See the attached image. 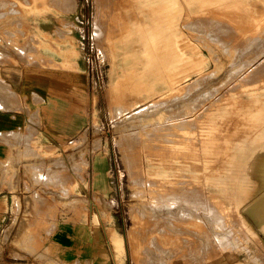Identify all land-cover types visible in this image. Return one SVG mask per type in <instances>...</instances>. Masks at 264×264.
<instances>
[{
  "label": "rangeland",
  "instance_id": "374dc122",
  "mask_svg": "<svg viewBox=\"0 0 264 264\" xmlns=\"http://www.w3.org/2000/svg\"><path fill=\"white\" fill-rule=\"evenodd\" d=\"M142 1L107 0L103 18L98 0H0L16 27L32 29L10 33L9 44L16 48L24 37L31 46L19 52L79 60L94 77L88 128L62 149H32L25 164L16 158L32 170L31 188L40 186L29 208L15 210L22 222L9 249L0 245V264H64L49 256L45 240L60 216L77 209L121 219L128 264H207L212 257L204 253L216 248L223 260L248 257V205L256 194L264 199V167L255 166L264 156L255 161L247 153L253 123L264 120V95H255L264 91V0ZM143 12L158 23L153 53L148 27L137 26ZM99 18L106 27L97 35ZM46 27H55L53 35L37 31ZM158 51L169 56L165 62ZM100 161L106 190L93 182ZM262 251L249 259L264 264Z\"/></svg>",
  "mask_w": 264,
  "mask_h": 264
},
{
  "label": "crops",
  "instance_id": "0c3cea01",
  "mask_svg": "<svg viewBox=\"0 0 264 264\" xmlns=\"http://www.w3.org/2000/svg\"><path fill=\"white\" fill-rule=\"evenodd\" d=\"M8 13V5L0 4V245L7 249L16 236L15 224L22 222L15 210L29 208L31 193L40 186L31 188L32 170L17 166L16 158L25 164L32 149L34 152L46 147L62 149L65 143L77 139L89 126V110L85 106L94 87V77L88 69L80 70L79 60L63 61L50 54L43 60L21 53L18 49L31 46L24 37L16 40V48L9 44L10 33L32 29L16 27ZM50 17L55 20L53 13ZM54 28L37 31L53 35ZM255 95H264V91ZM252 127V133L248 134V145L252 146L247 153L250 159L257 160L264 156V120L255 121ZM97 165L93 182L106 190L105 166L101 161ZM69 175L78 177L73 170ZM76 185L79 186L78 180ZM89 190H93L89 184L87 188L82 184V191ZM256 196L250 200L253 204L248 205L246 216L253 230L248 233V257L237 253L223 260L216 248L204 253L212 257L210 264H255L249 255L258 256L264 250V199L255 200ZM78 212L79 209L77 215L73 211L58 218L45 240L49 256L64 264H128L121 219L117 216L109 219L91 211L87 215ZM260 215L262 219L258 218Z\"/></svg>",
  "mask_w": 264,
  "mask_h": 264
},
{
  "label": "bare ground",
  "instance_id": "6f19581e",
  "mask_svg": "<svg viewBox=\"0 0 264 264\" xmlns=\"http://www.w3.org/2000/svg\"><path fill=\"white\" fill-rule=\"evenodd\" d=\"M51 1H52V0H51ZM60 1H61V0H60ZM71 1H72V0H71ZM103 1H104V0H98L99 16H101V15L103 14V13H102V10H103V7H105V4H104V3H105L107 0H106L104 3H103ZM109 1H110V0H109ZM126 1H127V0H126ZM210 1H211V0H210ZM29 2H30V1H29ZM56 2H57V1H56ZM113 2H114V0H113ZM113 2H111V6H112V3H113ZM123 2H124V0H123ZM150 2H151L150 0H143V1L141 2V4H142L143 6H147V5L150 4ZM212 2H213V1H212ZM212 2H211V3H212ZM66 3H67V2H66ZM70 3H71V2H70ZM108 3H109V2H108ZM121 3H122V1H121ZM125 3H126V2H125ZM215 3H216V2H215ZM217 3H218V2H217ZM217 3H216V4H217ZM220 3H221V2H220ZM72 4H73V3H72ZM103 4H104V6H103ZM231 4H232V3H231ZM2 5H3V4H2ZM61 5H63V4H61ZM107 5H108V4H107ZM109 5H110V4H109ZM210 5H211V4H210ZM227 5H228V4H227ZM227 5H225V6L228 7ZM72 6H73V5H72ZM221 6H222V5H221ZM225 6H224V7H225ZM258 6H259V5H258ZM3 7H4V6H3ZM70 7H71V5H70ZM222 7H223V6H222ZM232 7H234V5H233ZM67 8H69V7H67ZM71 8H72V7H71ZM106 8H110V7H106ZM115 8H116V7H115ZM115 8L113 7V9H115ZM234 8H235V7H234ZM62 9H63V6H62ZM65 9H66V7H65ZM66 10H67V9H66ZM69 10H70V8H69ZM110 10H111V9H110ZM141 10H143V7H140V8H139V13H140ZM226 10H227V8H225V11H226ZM111 11H112V10H111ZM213 11H214V10H213ZM106 12H107V9H106ZM113 12H114V11H113ZM113 12H112V13H113ZM115 12H116V11H115ZM233 12H234V11H233ZM108 13H111V12L109 11ZM104 15H106V14H104ZM108 15H109V14H108ZM114 15H117V14H114ZM114 15H113V16H114ZM141 15H142L143 17H142L141 19H138V20H137V26H138V27H148V31L145 32L144 40H146V42H147V45H148V48H149L150 53H153V52L156 50V48H158V47H157L158 45H153V39L156 37V34H155V37H153V31H152L153 29H152V27H157V26H158V25H157L158 23L156 24V18H155V16H154L153 14H146V13L143 12V13H141ZM102 16H103V15H102ZM240 16H241V15H240ZM104 17H105V16H103V18H104ZM110 17H112V16H110ZM115 17H116V16H114V17H112V18H115ZM195 17H196V16H195ZM101 18H102V17H101ZM103 18H102V19H103ZM106 18H107V16H106ZM106 18H105V19H106ZM201 18H202V17H201ZM105 19H104V20H105ZM109 19H110V18H109ZM118 19H119V18H118ZM110 20H111V19H110ZM116 20H117V19H116ZM158 20H160V19H158ZM193 20H194V18H193ZM197 20H199V19H197ZM101 21H102V20H101ZM101 21H100V18H99L98 24H97V26H96L97 28L94 29V30H95L94 33L97 34V35H98V32L100 31V29L106 27V25H105L104 27L101 26ZM105 21H106V20H105ZM107 21H108V18H107ZM225 21H228V20H225ZM119 22H120V21H119ZM199 22H200V21H199ZM199 22H198V23H199ZM110 23H113V22L110 21ZM110 23H107V24H110ZM162 23H163V22H162ZM194 23H195V22H194ZM119 24H120V23H119ZM159 24L161 25V22H160ZM221 24H222V23H221ZM228 24H229V23H228ZM233 24H234V23H233ZM103 25H104V24H103ZM110 25H111V24H110ZM114 25H115V24H114ZM114 25L112 24L111 27L114 26ZM121 25H123V24H121ZM208 25H209V23H208ZM124 26H125V25H124ZM233 26H234V25H233ZM233 26H232V27H233ZM92 27H93V26H92ZM94 27H95V26H94ZM101 27H102V28H101ZM111 27H110V28H111ZM164 27H165V26H164ZM108 28H109V27H108ZM112 28H113V27H112ZM125 28H126V27H125ZM160 28H162V27H160ZM229 29H230V28H229ZM235 29H236V28H235ZM104 30H105V28H104ZM108 30H109V29H107V31H108ZM111 30H112V29H111ZM113 30H114V29H113ZM113 30H112V31H113ZM123 30H124V29H123ZM125 30H126V29H125ZM145 30H146V29H145ZM109 31H110V30H109ZM114 31H115V30H114ZM165 31H166V30H165ZM116 32H117V31H116ZM120 32H121V30H120ZM163 32H164V31H163ZM228 32H229V31H228ZM103 33H104V32H103ZM105 33H106V31H105ZM107 33L109 34V32H107ZM164 33H165V32H164ZM215 33H216V32H215ZM236 33H237V32H236ZM113 34H114V33L112 32V35H113ZM117 34H118V33H117ZM104 35H106V34H104ZM110 35H111V34H110ZM114 35H115V34H114ZM220 35H221V34H220ZM106 36H108V35H106ZM110 37H111V36H110ZM157 38H159V37H157ZM215 39H216V38H215ZM222 39H223V38H222ZM170 40H171V39H170ZM163 42H164V41H163ZM171 42H172V41H171ZM239 42H240V41H239ZM105 43H106V42H105ZM158 43H159V42H158ZM160 44H161V43H160ZM163 45H164V44H162V47H163ZM109 46H111V45L109 44ZM109 46H108V47H109ZM164 46H165V45H164ZM177 46H178V45H177ZM111 49H112V48H111ZM111 49H110V50H111ZM159 49H160V48H159ZM179 49H180V48H179ZM166 50H167V49H165V51H163L162 53L165 54V53H166ZM168 50H169V49H168ZM160 51H162V50H160ZM160 51H158V52H159L160 54H162ZM225 51H226V50H225ZM144 52H145V51H144ZM262 52H264V51H262ZM262 52H261V53H262ZM214 53H215V52H214ZM229 53H230V52H229ZM160 54H159V55H160ZM164 54H162V55H164ZM166 54L169 55L170 53H166ZM166 54H165V55H166ZM171 54H172V53H171ZM171 54H170V55H171ZM173 54H175V53H173ZM153 55H154V54H153ZM157 55H158V54H157ZM162 55H161V56H162ZM165 55L162 56V57H163V58H164V57H169L168 55H167V56H165ZM231 55H232V54H231ZM231 55H230V56H231ZM173 56H174V55H173ZM185 56H186V55H185ZM150 57H151V56H150ZM154 57H155V55H154ZM174 57H175V56H174ZM262 57H264V56H262ZM24 58H25V57H24ZM152 58H153V57H152ZM163 58L161 59V61L163 60ZM158 59H160V57H159ZM164 59H165V60H164L163 62L166 61V58H164ZM175 59H176V58H175ZM184 59H185V58H184ZM5 60H6V59H5ZM153 60H154V58H153ZM153 60H152V63H153ZM155 60H157L156 57H155ZM262 60H264V58H262ZM1 61H2V60H1ZM161 61H160V63H162ZM181 61H182V60H181ZM193 61H194V60H193ZM149 62H151V61H149ZM154 62H155V61H154ZM34 63H36V62L34 61ZM155 63H157V66H158L157 68H159L160 66L158 65V62L156 61ZM155 63H154V64H155ZM168 64H169V62H168ZM172 64H173V63H172ZM151 65H152V64H151ZM179 65H180V64H179ZM256 65H257V64H256ZM147 66H148V65H147ZM164 66H166V65H164ZM167 66H168V65H167ZM258 66H259V65H258ZM261 66H264V64H262ZM152 67H154V66H152ZM173 67H174V66H173ZM166 68H167V67H166ZM159 69H160V68H159ZM243 69H244V68H243ZM243 69H242V70H243ZM261 69H262V67H261ZM259 70H260V69H259ZM259 70H258V72H259ZM204 74H205V73H204ZM242 75H243V74H242ZM137 76H138V75H137ZM169 76H170V75H169ZM172 76H173V75H172ZM257 76H258V75H257ZM231 78H232V77H231ZM229 79H230V78H229ZM229 81H230V80H229ZM195 82H196V81H195ZM192 83H193V82H192ZM232 83H233V82H232ZM183 85H184V84H183ZM187 85H188V84H187ZM124 86H125V85H124ZM122 87H123V86H122ZM130 89H131V88H130ZM12 91H13V90H12ZM4 92H5V91H4ZM11 93H12V92H11ZM2 94H3V93H2ZM8 95H9V93H8ZM12 95H13V94H12ZM211 96H212V94H211ZM173 97H174V96H173ZM5 98H6V97H5ZM15 99H16V98H15ZM167 101H168V100H167ZM172 101H173V100H172ZM200 101H201V100H200ZM153 102H154V101H153ZM196 102H197V101H196ZM203 102H204V101H203ZM133 103H134V102H133ZM154 103H156V102H154ZM156 104H157V103H156ZM156 104H155V105H156ZM3 105H5V104L3 103ZM7 105H8V104H7ZM7 105H6V106H7ZM11 107H13V106H11ZM153 107H155V106H153ZM159 107H160V106H159ZM188 107H189V106H188ZM149 108H150V110H151V107H150V106H149ZM168 108H170V107H168ZM190 108H191V107H190ZM161 109H162V108H161ZM192 109H194V108H192ZM192 109H191V110H192ZM144 110H145V109H144ZM170 110H171V109H170ZM172 110H173V109H172ZM119 111H120V110H119ZM167 111H168V109H167ZM167 111H166V112H167ZM120 112H121V111H120ZM127 112H128V111H127ZM144 112H145V111H144ZM169 112H170V111H169ZM171 112H172V111H171ZM177 112H178V111H177ZM117 113H118V112H117ZM141 113H142V112H141ZM149 113H150V112H149ZM175 113H176V112H175ZM182 113H183V112H182ZM156 114H157V113H156ZM168 114H169V113H168ZM178 114H179V113H178ZM180 114H181V112H180ZM130 115H132V114H130ZM172 115H174V114H172ZM177 116H178V115H177ZM199 116H200V115H199ZM124 117H125V116H124ZM155 117H156V116H155ZM170 117H171V116H170ZM172 117H173V116H172ZM175 117H176V115H175ZM121 118H122V116H121ZM165 118H166V117H165ZM123 119H124V118H123ZM144 119H145V118H144ZM150 119H151V118H150ZM183 119H184V118H183ZM127 120H128V119H127ZM152 120H153V119H152ZM155 120H156V119H155ZM141 121H142V120H141ZM153 121H154V120H153ZM153 121H152V122H153ZM165 121H166V120H165ZM118 122H119V121H118ZM144 123H145V122H144ZM146 123H148V122H146ZM143 125H144V124H143ZM126 132H127V131H126ZM146 133H147V132H146ZM147 134H148V133H147ZM147 134H146V135H147ZM129 138H130V137H129ZM131 139H132V138H131ZM129 140H130V139H129ZM130 144H131V143H130ZM135 144H136V142H135ZM154 146H155V145H154ZM95 147H96V146H95ZM137 147H138V146H137ZM133 150H134V148H133ZM255 161H256V160H255ZM258 161H259V160H258ZM258 161L255 162V166H256V168H258L257 166H259V165L262 166V167H264V161H262V160L259 161V162H258ZM247 162H248V161H247ZM247 162H246V163H247ZM248 164H249V163H247V167H248ZM258 164H259V165H258ZM255 166H254V167H255ZM260 166H259V168H260ZM262 167H261L260 169H262ZM247 169H248V168H247ZM249 170H250V169H249ZM254 170H255V169H254ZM244 172H245V171H244ZM256 173H257V172H256ZM262 173H264V172H262ZM51 175H52V174H51ZM253 176H254V175H253ZM53 177H54V176H53ZM184 179H185V178H184ZM244 179H246L245 176H244ZM247 179H249V177H248ZM136 180H137V179H136ZM250 180H252V179H250ZM250 180H247V181H250ZM259 180H260V179H259ZM136 182H137V181H136ZM150 182H151V181H150ZM150 182H149V183H150ZM157 182H158V181H157ZM183 182H184V181H183ZM253 182H254V181H253ZM257 182H258V181H257ZM257 182H256V183H257ZM262 182H264V181H262ZM262 182H261V183H262ZM152 183H153V182H152ZM245 183H246V182H245ZM247 183H248V182H247ZM254 183H255V182H254ZM254 183H253V184H254ZM259 183H260V181H259ZM261 183H260V185H261ZM183 184H184V183H183ZM262 184H264V183H262ZM152 185H153V184H152ZM254 185H256V187H257V184H254ZM247 186H248V185H247ZM247 186H246V187H247ZM250 186H251V185H250ZM250 186H249V188H252V187H250ZM262 187H264V186H262ZM151 188H152V187H151ZM180 188H181V187H180ZM253 188H255V187H253ZM253 188H252V189H253ZM256 189H257V188H256ZM247 190H248V189H247ZM66 191H67V190H66ZM242 191L244 192L243 195L245 196V194L247 193L246 189H244V190H242ZM248 191H249V190H248ZM250 191H252V190L250 189ZM232 193H233V191H232ZM240 193H241V192H240ZM140 194H141V193H140ZM169 194H170V193H169ZM248 194H249V193H248ZM195 195H196V194H195ZM201 195H202V194H201ZM260 195H261V194H260ZM193 196H194V195H193ZM247 196H248V195H247ZM251 196H252V195H251ZM181 197H182V196H181ZM191 197H192V196H191ZM189 198H190V197H189ZM199 198H200V197H199ZM244 198H245V197H244ZM195 199H196V198H195ZM247 199H248V198H247ZM159 200H160V199H159ZM153 201H154V200H153ZM179 201H180V200H179ZM185 201H186V200H185ZM246 201H247V200H246ZM138 202H139V201H138ZM160 202H161V201H160ZM182 202H183V201H182ZM201 202H202V201H201ZM208 202H209V201H208ZM187 203H188V202H187ZM196 203H197V202H196ZM155 204H156V203H155ZM155 204H154V205H155ZM162 204H163V203H162ZM167 204H168V203H167ZM180 204H181V203H180ZM191 204H192V203H191ZM199 204H200V203H199ZM196 205H197V204H196ZM151 206H152V205H151ZM211 206H212V205H211ZM152 207H153V206H152ZM193 207H194V206H193ZM154 208H155V207H154ZM174 208H175V207H174ZM191 208H192V207H191ZM178 210H179V209H178ZM183 212H184V211H183ZM146 213H147V212H146ZM164 214H166V213H164ZM186 215H187V214H186ZM172 216H173V215H172ZM181 216H182V215H181ZM184 216H185V215H184ZM182 217H183V216H182ZM150 218H151V217H150ZM180 218H181V217H180ZM183 218H184V217H183ZM243 218H244V217H243ZM174 219H175V217H174ZM191 221H193V220H191ZM246 221H247V220H246ZM147 222H148V221H147ZM156 222H157V220H156ZM170 224H171V223H170ZM223 224H224V223H223ZM220 225H221V224H220ZM149 226H150V225H149ZM174 228H175V227H174ZM205 228H207V227L205 226ZM153 229H154V228H153ZM221 229H222V228H221ZM134 231H135V230H134ZM136 234H137V233H136ZM164 234H165V233H164ZM183 234H184V233H183ZM210 236H211V235H210ZM210 236H209V237H210ZM228 236H229V235H228ZM154 237H155V236H154ZM154 237H153V238H154ZM205 237H206V236H205ZM155 238H156V237H155ZM203 239H204V238H203ZM152 240H153V239H152ZM227 240H228V239H227ZM235 241H236V240H235ZM156 242H157V241H156ZM153 244H154V243H153ZM153 244H152V245H153ZM154 246H155V245H154ZM192 246H193V245H192ZM208 246H209V245H208ZM158 247H159V245H158ZM164 252H165V250H164ZM169 252H170V251H169ZM225 252H226V251H225ZM146 253H147V252H146ZM149 254H150V253H149ZM141 262H142V261H141ZM193 263H194V262H193Z\"/></svg>",
  "mask_w": 264,
  "mask_h": 264
}]
</instances>
